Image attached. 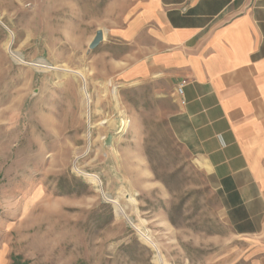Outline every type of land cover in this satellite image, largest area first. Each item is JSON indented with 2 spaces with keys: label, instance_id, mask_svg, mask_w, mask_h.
<instances>
[{
  "label": "rangeland",
  "instance_id": "1",
  "mask_svg": "<svg viewBox=\"0 0 264 264\" xmlns=\"http://www.w3.org/2000/svg\"><path fill=\"white\" fill-rule=\"evenodd\" d=\"M128 1L0 0V255L7 264H257L264 237L232 231L169 128L168 81L106 80L101 48L86 53L98 30L121 26Z\"/></svg>",
  "mask_w": 264,
  "mask_h": 264
},
{
  "label": "crops",
  "instance_id": "2",
  "mask_svg": "<svg viewBox=\"0 0 264 264\" xmlns=\"http://www.w3.org/2000/svg\"><path fill=\"white\" fill-rule=\"evenodd\" d=\"M98 48L106 80L168 81L173 136L232 231L264 237V0H129Z\"/></svg>",
  "mask_w": 264,
  "mask_h": 264
},
{
  "label": "bare ground",
  "instance_id": "3",
  "mask_svg": "<svg viewBox=\"0 0 264 264\" xmlns=\"http://www.w3.org/2000/svg\"><path fill=\"white\" fill-rule=\"evenodd\" d=\"M9 50V49H8ZM12 56L14 57V59H16L18 62L20 63H24V61H22L19 57L14 56L12 54ZM65 71V70H64ZM67 72V71H66ZM74 73L79 74L78 72L74 71ZM84 91V90H83ZM85 93V91H84ZM85 97L88 98L87 94L85 93ZM86 104H89L88 100H86ZM88 106V105H87ZM85 177L91 178L94 181H97V177L95 175L92 174H88V173H82ZM109 202L114 203L115 205H118L116 201L109 199ZM134 228L138 231V234L140 235V237L146 242L148 243L152 248H154V250H156V252H158L156 245L152 242L151 238L148 236V234H146L145 232H142L141 230L137 229L135 226Z\"/></svg>",
  "mask_w": 264,
  "mask_h": 264
},
{
  "label": "water",
  "instance_id": "4",
  "mask_svg": "<svg viewBox=\"0 0 264 264\" xmlns=\"http://www.w3.org/2000/svg\"><path fill=\"white\" fill-rule=\"evenodd\" d=\"M103 41V32L98 30L95 33L94 38L92 39V41L89 43L88 45V49L86 51L87 54H90L93 50H95ZM106 144H109V139L106 142Z\"/></svg>",
  "mask_w": 264,
  "mask_h": 264
},
{
  "label": "built area",
  "instance_id": "5",
  "mask_svg": "<svg viewBox=\"0 0 264 264\" xmlns=\"http://www.w3.org/2000/svg\"><path fill=\"white\" fill-rule=\"evenodd\" d=\"M178 93L181 94V90L180 89H178Z\"/></svg>",
  "mask_w": 264,
  "mask_h": 264
}]
</instances>
